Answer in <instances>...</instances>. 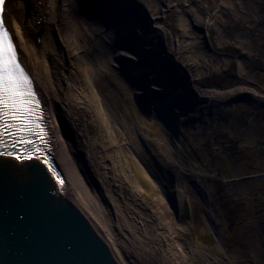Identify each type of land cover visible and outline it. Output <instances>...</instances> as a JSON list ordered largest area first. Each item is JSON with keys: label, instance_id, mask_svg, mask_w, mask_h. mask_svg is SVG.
Returning a JSON list of instances; mask_svg holds the SVG:
<instances>
[{"label": "rangeland", "instance_id": "1", "mask_svg": "<svg viewBox=\"0 0 264 264\" xmlns=\"http://www.w3.org/2000/svg\"><path fill=\"white\" fill-rule=\"evenodd\" d=\"M22 1L27 20H32L26 24V36L38 46L52 32L48 44L53 48L48 52L52 79L59 85L55 91L64 89L61 80L67 76L69 81V73L76 68L72 62L84 64L91 50L88 38L70 28L60 5L55 21L50 22L46 2ZM119 1L120 17L114 19L117 25L128 27L137 53L145 51L154 58L164 53L161 31L134 10L135 6L142 8V0ZM211 2L160 0L164 17L155 20L177 43L186 38L185 27L201 36L202 46L212 55L211 69L206 66L202 76L189 78L180 71V81L172 91L140 105L132 87L142 83L147 89L155 79L172 82L171 73L161 68L165 61H157L159 69L150 74L151 65L143 70V66L131 68L125 61L117 64L119 61L94 58L92 66L101 84L98 89L73 80L78 91L84 85L88 88V98L95 101L88 107L91 110L84 113L70 101L69 115L62 113V102L56 104L61 134L77 174L99 198L114 234L128 249L134 246L137 250L138 255L130 251V264H264V99L245 94L203 101L187 83L219 91L244 86L264 94V0H231L233 11L223 15L230 26L215 16L221 0L212 11L208 9ZM246 10L250 13L241 18V30L232 21ZM80 14H73L74 24L85 22ZM194 14L204 17L203 21ZM7 25L17 43L12 25ZM252 26L257 31L247 35ZM110 34L115 41L118 34ZM61 37L75 39L78 47L69 50ZM216 42H235L239 49L224 51ZM123 69L130 72L127 77ZM136 71L145 74L138 79ZM109 79L116 84L111 85ZM188 96L195 100L193 108L184 107L183 99H190ZM106 131L110 136L106 137ZM54 155L65 175L69 197L72 186Z\"/></svg>", "mask_w": 264, "mask_h": 264}, {"label": "bare ground", "instance_id": "2", "mask_svg": "<svg viewBox=\"0 0 264 264\" xmlns=\"http://www.w3.org/2000/svg\"><path fill=\"white\" fill-rule=\"evenodd\" d=\"M41 2H46L47 7L45 8L46 17L49 18L48 21L52 22L55 21L56 12L58 13V6L60 5V11L62 15L67 17V22L72 26V29L81 31L84 33L88 40L86 41L87 46L91 48L90 52L87 53L88 56L84 58V64L80 62H72V65L76 68L69 73V81L61 80L65 83L64 89H57L59 85L54 82L52 79V67L48 56V52L52 51L53 48L48 46L51 41L52 32L47 35L41 45L37 46L36 42H33L26 36V24H29L31 21L27 20V8L26 4L22 0H7L6 5V14L4 17L5 23L12 25L13 31L15 32V36L17 37V45L19 47V54L20 60L27 68V70L32 74L35 85L40 93L42 102L46 108L47 113V121L49 124V131L52 138L53 150L55 154L58 155V158L61 162V165L66 170V174L68 176L70 185L72 186L73 192H70L69 198L74 202L78 208L82 210V212L86 215L88 219L91 220L94 227L96 228L97 232L105 239H107V243L110 245L115 257L118 259L119 262L123 264H130V251L133 252L135 255L137 254V250L133 246V249L130 250L124 244L125 241L121 240V237L118 234H114V230L110 227L109 223L106 221L105 213H103L102 207L99 204V198L95 195V193L91 192L89 187L82 181L81 175L77 174L74 161L71 158L68 152V143L63 139L60 124L57 117L58 107L56 106L57 103L62 102L63 106H60L62 113H69L72 112L70 107V101H74V105L79 107V110H83L85 112H89L91 108L95 105V101L92 98H88V88L84 85V89L77 90V84L74 83L73 80L76 82L84 83L88 82L89 85H93L95 88L101 85L98 77L95 75L96 70L92 66V59L94 58H103L108 62H116L119 59L125 61V64L131 68H138L143 66V70L147 69L151 65L150 74L156 72L159 69L160 63L157 61H165V66L161 65L162 69H166L167 72L171 73L168 74L172 78V82L167 81H157L155 79V84L149 85L147 89L145 87H141L142 85H137L136 88L132 87L131 92L135 93L136 97L140 100V102L150 101L152 96L162 97L168 91H172L174 88L175 83H178L180 80L178 78V73L181 71L187 72L189 78L192 77H200L204 74L206 66L209 65L211 69V54L202 46L201 43V36L195 35L187 27H185L184 31L186 34V38L181 41V43H177L176 39L169 35L168 30L162 24H156V19L160 17H164V8L160 5V0H142V8H138L135 6L136 13L140 12L142 15L144 14L147 18L152 21V25L156 27L158 30L161 31L163 35V39L165 41L164 44V53L158 54L155 58L154 57H147L146 52L137 53L138 47L131 50H124L122 48L115 47V43L112 40V36L109 34L114 32H121V34L117 38H121L122 36L126 35L128 31L126 30L125 25H116L113 27L108 23H105L103 20V15H107L108 12H111V15H117V6L119 5V0H40ZM59 1V3H58ZM218 0H212L211 4L209 5L208 9L212 11L216 7V3ZM231 0H221L220 9L216 13L217 21L223 23L224 25L230 26L231 21L228 18H223V15L227 10H232ZM104 5V6H103ZM99 6H103V9L98 8ZM98 9L96 12L95 10ZM20 10L16 15V11ZM225 11V12H224ZM95 12V13H94ZM74 13H81L80 15L83 16L85 22L83 25L79 21H75L76 24L73 23L72 16ZM249 11H244L240 14H237V20H233V24L240 25L241 30H243L242 25H244V21L241 19L242 17L249 16ZM100 20H99V16ZM195 19L198 18V21H203L204 17L199 14H194ZM243 22V24H242ZM107 26V27H106ZM106 27V28H105ZM246 26H244V29ZM256 27L252 26L248 28L247 35L252 33ZM98 35L96 38L95 36ZM107 36V38L104 37ZM111 35V34H110ZM62 41L66 42L67 46H69V50L73 51L75 47H78L76 44V40L72 39L71 37H63ZM93 44H90V42ZM128 43V41H127ZM177 44L175 47L173 44ZM217 43V42H216ZM219 45L220 49L222 50H231L236 51L239 47L236 45L235 42L231 43H224ZM178 46V47H177ZM142 48H140L141 50ZM88 50V49H86ZM178 55H177V54ZM215 59V57H213ZM228 58V56H226ZM229 59V58H228ZM170 60V62L168 61ZM122 62H117L120 64ZM228 63L232 66L234 65V60L229 59ZM141 69V68H140ZM132 70V69H131ZM61 74V72H59ZM143 75V74H142ZM44 79V81H43ZM111 85L116 84L113 80H107ZM191 88L194 90L195 96L197 98H201L203 101L208 99H219V100H229L231 98H236L240 95H248L260 99H264V94L260 91H257L253 88H247L244 86H236L231 88L228 91H219L216 89H205L199 86H193L190 82H187ZM130 87L128 83H125ZM187 84V85H188ZM140 86V87H139ZM173 88V89H172ZM76 90V92H75ZM61 92V96H58ZM189 97V96H188ZM190 99L184 98V107L193 108L194 106V99L189 97ZM89 102V103H87ZM152 104V103H151ZM56 106V110L54 108ZM109 112V111H108ZM103 115V113H102ZM72 119L73 117L70 116ZM114 119V116H112ZM107 123V122H106ZM107 130V129H106ZM106 137L110 136L108 131H106ZM104 133V134H105ZM57 152V153H56ZM101 182V179H100ZM103 181L101 182V185ZM67 191V190H66ZM68 195V194H67ZM104 195L108 196L109 194L104 193ZM117 229L119 226L117 225ZM121 233V232H118ZM129 243L131 241L127 240Z\"/></svg>", "mask_w": 264, "mask_h": 264}, {"label": "water", "instance_id": "3", "mask_svg": "<svg viewBox=\"0 0 264 264\" xmlns=\"http://www.w3.org/2000/svg\"><path fill=\"white\" fill-rule=\"evenodd\" d=\"M0 264H120L38 160L0 159Z\"/></svg>", "mask_w": 264, "mask_h": 264}, {"label": "snow or ice", "instance_id": "4", "mask_svg": "<svg viewBox=\"0 0 264 264\" xmlns=\"http://www.w3.org/2000/svg\"><path fill=\"white\" fill-rule=\"evenodd\" d=\"M4 3L5 0H0V12ZM8 41L5 22L0 19V128L5 132L15 129L10 134L16 135L33 131L31 114L38 105H35L31 81L17 61L15 48Z\"/></svg>", "mask_w": 264, "mask_h": 264}]
</instances>
